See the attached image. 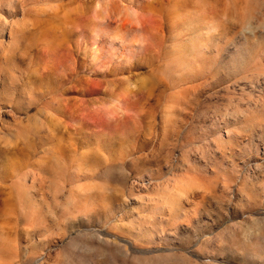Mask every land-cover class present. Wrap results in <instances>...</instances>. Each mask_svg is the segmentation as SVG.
<instances>
[{"label": "rangeland", "instance_id": "374dc122", "mask_svg": "<svg viewBox=\"0 0 264 264\" xmlns=\"http://www.w3.org/2000/svg\"><path fill=\"white\" fill-rule=\"evenodd\" d=\"M0 264H264V0H0Z\"/></svg>", "mask_w": 264, "mask_h": 264}, {"label": "bare ground", "instance_id": "6f19581e", "mask_svg": "<svg viewBox=\"0 0 264 264\" xmlns=\"http://www.w3.org/2000/svg\"><path fill=\"white\" fill-rule=\"evenodd\" d=\"M199 49V48H198ZM174 61V63L176 64V66L179 68V69H182L183 66H185V68L188 67L189 64H187L186 62H183L182 60L178 59L177 57L175 58V60H172ZM186 63V64H185ZM165 113H167V110L165 109L164 110Z\"/></svg>", "mask_w": 264, "mask_h": 264}]
</instances>
